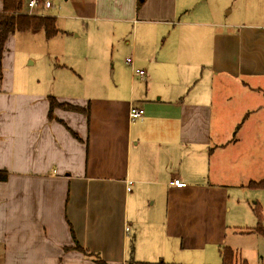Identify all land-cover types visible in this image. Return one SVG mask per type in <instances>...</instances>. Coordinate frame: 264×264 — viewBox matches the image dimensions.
Returning <instances> with one entry per match:
<instances>
[{"label":"crops","instance_id":"1","mask_svg":"<svg viewBox=\"0 0 264 264\" xmlns=\"http://www.w3.org/2000/svg\"><path fill=\"white\" fill-rule=\"evenodd\" d=\"M192 1L72 0L82 43L66 26L24 32L90 65L109 51L113 84L14 85L0 71V264H97L74 241L108 264L220 258L235 197L264 179V12L228 22ZM48 96L83 111L49 116Z\"/></svg>","mask_w":264,"mask_h":264},{"label":"rangeland","instance_id":"2","mask_svg":"<svg viewBox=\"0 0 264 264\" xmlns=\"http://www.w3.org/2000/svg\"><path fill=\"white\" fill-rule=\"evenodd\" d=\"M51 8L44 10V13L56 17L58 27L62 30L64 26L68 27V35L79 34L77 38L69 36L72 43H82L85 37V24L75 22L72 17L74 7L70 0L66 3L64 0H50ZM192 10H196L201 5H207L208 10L218 14V18L226 19L228 22L243 21V16L259 15L264 12V0H193ZM225 7V11L223 9ZM231 10L228 14L226 11ZM71 11V12H69ZM43 13V11H42ZM97 22L95 25H100ZM73 25L77 29H70ZM67 30V29H66ZM6 44V48L1 56V73L16 82H30L33 86L46 88H59L62 83L70 81L76 82L78 86H84L86 91H90V86H97V92L108 94V86L113 84L110 53H102L104 59L99 56L94 65L86 64V61L80 58L71 57L69 47L63 45V54L59 55L62 42L59 40H47L44 37H36L32 33L16 32ZM62 50V49H61ZM58 53V54H57ZM88 62V61H87ZM75 73V74H74ZM32 85H30L32 87ZM95 90V89H93ZM243 193L234 205L237 216H239V230H248L254 214L252 211L253 202H259L260 208L264 213V190L251 189L244 187ZM249 191V192H246ZM263 202V203H262ZM250 206V207H249ZM251 215L250 221L247 220L244 212ZM254 225V226H255ZM262 225L264 226V215ZM253 226V227H254ZM237 227L229 228L226 246L231 247L238 255L240 260H246L248 264H264V237L254 232H239ZM252 228V227H251ZM217 260V261H216ZM215 262L208 264H220L221 259L217 257Z\"/></svg>","mask_w":264,"mask_h":264},{"label":"trees","instance_id":"3","mask_svg":"<svg viewBox=\"0 0 264 264\" xmlns=\"http://www.w3.org/2000/svg\"><path fill=\"white\" fill-rule=\"evenodd\" d=\"M2 8L0 10V57L2 55L5 41L9 34L15 32H25L33 29H41L46 38L55 37L60 29L57 26L56 18L48 15H29L25 13L27 0H1ZM49 113L55 107H60L69 110H80L78 107L72 106L66 102H58L55 97L48 96ZM87 111V110H85ZM7 177L6 170H0V180ZM252 189L264 190V179L258 181H250L247 184ZM252 211L256 219V225L250 229V232L257 233L264 237V226L262 225L263 213L259 204L252 206ZM74 248L81 252L84 256L92 259L97 264H108L97 253L90 252L86 248L81 247L77 241H74ZM219 255L221 258L220 264H248L246 260H240L237 253L229 246L223 245L219 248ZM130 261L128 264H132ZM179 264V263H173Z\"/></svg>","mask_w":264,"mask_h":264},{"label":"built area","instance_id":"4","mask_svg":"<svg viewBox=\"0 0 264 264\" xmlns=\"http://www.w3.org/2000/svg\"><path fill=\"white\" fill-rule=\"evenodd\" d=\"M39 6L45 8V9L49 8V7H51V1L50 0H27V2H26V7H27L26 12L28 14H35V13H37V7H39ZM125 63L126 64H131V58L130 57L126 58L125 59ZM133 73L135 75L139 76V77L144 76V71L142 69H139V68H134L133 69ZM143 113H144L143 108L134 107V106H131L129 108V112H128L129 117L131 119L139 118V117H141L143 115ZM169 183L172 184V185H178V179H173ZM126 189L129 190V187H127Z\"/></svg>","mask_w":264,"mask_h":264},{"label":"water","instance_id":"5","mask_svg":"<svg viewBox=\"0 0 264 264\" xmlns=\"http://www.w3.org/2000/svg\"><path fill=\"white\" fill-rule=\"evenodd\" d=\"M140 1H142V0H140Z\"/></svg>","mask_w":264,"mask_h":264}]
</instances>
